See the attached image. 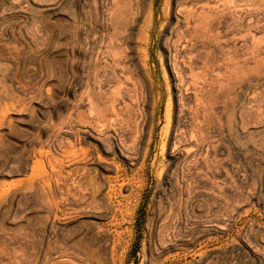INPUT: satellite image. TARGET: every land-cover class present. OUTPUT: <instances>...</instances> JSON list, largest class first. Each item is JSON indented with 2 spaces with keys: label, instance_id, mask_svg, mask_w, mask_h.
<instances>
[{
  "label": "rangeland",
  "instance_id": "374dc122",
  "mask_svg": "<svg viewBox=\"0 0 264 264\" xmlns=\"http://www.w3.org/2000/svg\"><path fill=\"white\" fill-rule=\"evenodd\" d=\"M95 1L0 0V264H264V0Z\"/></svg>",
  "mask_w": 264,
  "mask_h": 264
},
{
  "label": "bare ground",
  "instance_id": "6f19581e",
  "mask_svg": "<svg viewBox=\"0 0 264 264\" xmlns=\"http://www.w3.org/2000/svg\"><path fill=\"white\" fill-rule=\"evenodd\" d=\"M89 1H90V0H89ZM91 1H92V0H91ZM96 1H97V0H96ZM96 1H95V2H96ZM106 1H108V3L111 2V3L113 4V10L111 11L110 14H106L105 12H104V14H102L103 24H104L106 27L110 26V27H112L114 30H116V29H118V28L120 29V27H121L120 30H122V28H125V29H126L127 27H131V25H133L134 23H136V21H137V16L132 15V14H131L132 12H130V10H129V8H128V5H129L128 1H129V0H106ZM191 1H192V0H191ZM86 2H87V1H86ZM102 2H103V1H102ZM104 2H105V1H104ZM170 2H171V1H170ZM170 2H169V3H170ZM206 2H207V1H206ZM210 2H211V1H210ZM88 3H89V2H88ZM97 3H98V2H97ZM130 3H131V2H130ZM151 3H153V0H151ZM165 3H166V2H165ZM198 3H199V2H198ZM86 4H87V3H86ZM95 4H96V3H94V6L97 7ZM138 4H139V2L137 3V5H138ZM143 4H144V3H143ZM174 4H175V3H174ZM179 4H180V6H181L182 3L180 2ZM183 4H184V3H183ZM183 4H182V5H183ZM190 4H191V3H189L188 5H190ZM87 5H89V4H87ZM103 5H105V4H103ZM196 5H197V4H196ZM196 5H193V6H195V7H193V9H194V8L197 9V8H196ZM89 6H90V8H92V7H91V4H90ZM147 6H148V7L151 6V5H150V1H149V5L147 4ZM164 6H165V5H164ZM168 6L170 7L169 4H168ZM185 6H187V5H185ZM200 6H201V5H200ZM202 6H203V5H202ZM95 7H94V8H95ZM139 7H140V6H139ZM166 7H167V6H166ZM169 7H168V8H169ZM177 7H178V6H177ZM181 7H182V6H181ZM183 7H184V6H183ZM183 7H182V8H183ZM188 7H189V6H188ZM191 7H192V5H191ZM191 7H189V9H190ZM168 8H167V9H168ZM186 8H187V7H186ZM198 8H199V7H198ZM204 8H205V7H204ZM204 8H203V9H204ZM135 9H136V8H135ZM148 9H149V8H148ZM174 9H175V7H174ZM205 9H206V8H205ZM100 10H101V9H100ZM143 10H144V7H142L141 11L139 10V13H142ZM175 10H177V9H175ZM183 10H184V9H183ZM185 10H186V9H185ZM209 10H210V9H209ZM98 11H99V10H98ZM101 11H103V10H101ZM147 11H148V10H147ZM149 11H150V10H149ZM149 11H148V12H149ZM167 11L169 12V9H168ZM177 11H179V10H177ZM188 11H190V10H188ZM188 11H187V12H188ZM195 11H198V10H195ZM206 11H207V9H206ZM206 11H205V12H206ZM210 11H211V10H210ZM133 12H135V11H133ZM174 12H176V11H174ZM208 12H209V11H208ZM96 13H97V11H96ZM98 13H100V12H98ZM177 13H178V12H177ZM182 13H183V11H182ZM194 13H195V12H194ZM199 13H200V12H199ZM147 14H148V13H147ZM147 14L145 13L144 16L147 15ZM172 14H173V13H172ZM195 14H197V13H195ZM195 14H194V15H195ZM211 14H212V12H211ZM96 15H97V14H96ZM194 15H193V16H194ZM148 16H149V14H148ZM182 16H184V15H182ZM196 16H199V14H197ZM203 16H204V15H203ZM93 17H94V16H93ZM93 17H92V19H93ZM149 17H150V16H149ZM176 17H177V16H176ZM194 17H195V16H194ZM199 17H200V16H199ZM207 17H208V16H207ZM96 18H97V17H96ZM145 18H146V16H145ZM202 18H203V17H202ZM210 18H211V17H210ZM212 18H213V17H212ZM100 19H101V17H100ZM149 19H150V18H149ZM191 19L193 20V18H191ZM195 19H197V18H195ZM93 20H94V19H93ZM197 20H198V19H197ZM200 20H201V19H200ZM203 20H204V19H203ZM145 21H146V20H145ZM94 22H95V21H94ZM98 22H99V21H98ZM148 22H149V21H148ZM148 22H147V23H148ZM210 22H211V21H210ZM143 23H144V22H143ZM194 23H195V22H194ZM194 23H193V24H194ZM204 23H205V22H204ZM207 23H208V22H207ZM207 23H206V26H207V25L209 26V24H207ZM144 24H145V23H144ZM144 24H143V25H144ZM197 24H199V23H197ZM212 24H213V23H212ZM104 25H102V26H104ZM146 25H147V24H146ZM202 25H203V24H202ZM105 26H104V27H105ZM140 26H142V25H140ZM147 26H148V27H151V25H149V24H148ZM187 26H188V25H187ZM191 26H193V25H191ZM198 26H199V25H198ZM210 26H211V25H210ZM212 26H213V25H212ZM84 27H85V26H84ZM148 27H146V28H148ZM193 27H196V25L193 26ZM203 27H204V26H202V28H203ZM180 28H181V27H180ZM206 28H207V27H206ZM125 29H123V30L125 31ZM210 29H212V28H210ZM123 30H122V31H123ZM126 30H127V29H126ZM204 30H205V29H204ZM185 31H186V29H185ZM205 31H206V30H205ZM188 32H189V30H188ZM188 32H187V33H188ZM211 32H213V31H211ZM93 33H94V32H93ZM112 33L114 34V32H112ZM124 33H127V32H124ZM99 34H100V33H99ZM116 34L118 35V33H116ZM120 34H121V33H120ZM190 34H191V32H190ZM190 34H189V35H190ZM194 34H196V33H194ZM117 35H116V36H117ZM185 35H186V33H185ZM187 35H188V34H187ZM196 35H197V34H196ZM86 36H87V35H86ZM100 36H101V35H100ZM106 36H107V35H106ZM118 36H119V35H118ZM118 36H117V37H118ZM120 36H122V35H120ZM128 36H129V35H128ZM193 36H195V35H193ZM211 36H212V34H211ZM94 37H95V35H94ZM183 37H184V36H183ZM201 37H202V36H201ZM205 37H206V36H205ZM205 37H204V38H205ZM84 38H85V37H84ZM102 38H103V36H102ZM102 38H100V39H102ZM105 38H106V37H105ZM107 38H108V37H107ZM210 38H211V37H209V39H210ZM86 39H87V38H86ZM179 39H180V38H179ZM184 39H185V38H184ZM190 39H191V38H190ZM192 39H193V38H192ZM207 39H208V38H207ZM209 39H208V40H209ZM211 39H212V38H211ZM88 40H89V39H88ZM94 40H95V39H94ZM103 40H104V39H103ZM193 40H194V39H193ZM196 40H197V38H196ZM203 40H204V39H203ZM99 41H101V40H99ZM106 41H107V40H106ZM116 41H118V40H116ZM119 41H120V40H119ZM175 41H176V40H175ZM186 41H187V40H186ZM186 41L183 42V43L187 44ZM209 41H210V40H209ZM209 41H208V42H209ZM110 42H112V41H110ZM110 42H108V43H110ZM176 42H177V41H176ZM180 42H181V40H180ZM204 42H205V40H204ZM206 42H207V41H206ZM194 43H196V41H195ZM199 43H200V42H199ZM102 44H103V43H102ZM110 44H113V43H110ZM125 44H126V43H125ZM88 45H89V44H88ZM190 45H191V44L188 43V47H189V48H191ZM117 46H118V45H117ZM174 46H175V45H174ZM191 46H192V45H191ZM97 47H98V46H97ZM97 47H96V51H97ZM175 47H176V46H175ZM183 47H185V45H183ZM90 48H91V47H90ZM185 48H186V47H185ZM99 49H100V47H99ZM99 49H98V50H99ZM167 49H168V48H167ZM103 50H104V49H103ZM107 50H108V49H106V51H107ZM180 50H181V48H180ZM183 50H184V49H183ZM204 50H205V49H204ZM89 51H91V49H90ZM100 51H102V50H100ZM104 51H105V50H104ZM176 51H177V48H176ZM176 51H175V52H176ZM178 51H179V50H178ZM107 52H108V51H107ZM113 52H114V51H113ZM175 52H174V53H175ZM179 52H180V51H179ZM181 52H182V51H181ZM185 52H186V50H185ZM185 52H184L182 55H186ZM84 53H85V52H84ZM89 53H90V52H89ZM95 53H96V55L100 54V53H98V52H95ZM117 53H118V52H117ZM176 53H178V52H176ZM186 53H187V52H186ZM188 53H190V52H188ZM188 53H187V54H188ZM86 54H87V52H86ZM104 54H105V53H104ZM90 55H91V56H94V51H93L92 54L90 53ZM121 55H122V54H121ZM172 55H173V54H172ZM177 55H178V54H176L175 57H177ZM179 55H180V54H179ZM182 55H181V56H182ZM86 56H87V55H86ZM118 56H120V55H118ZM190 56H191V55H190ZM88 57H89V56H88ZM122 57H123V56H122ZM122 57H121V59H122ZM169 57H170V56H169ZM173 57H174V55H173ZM187 57H188V56H187ZM90 58H91V57H90ZM124 58H125V57H124ZM188 58H189V57H188ZM97 59H98V57H97ZM109 59H110V57H109ZM173 59H174V58H173ZM88 60H89V59H88ZM175 60H176V58H175ZM177 60H178V57H177ZM93 61H94V60H93ZM97 61H98V60H97ZM97 61H96V62H97ZM118 61H119V59H118ZM121 61H122V60H121ZM121 61H120V62H121ZM170 61H171V60H170ZM182 61H184V60H182ZM206 61H207V60H206ZM100 62H101V61H100ZM100 62H99V63H100ZM103 62H104V60H103ZM106 62H109V61L105 60V65H106ZM132 62H133V61H132ZM173 62H174V61H173ZM173 62H172V63H173ZM109 63H111V62H109ZM114 63H115V62H114ZM118 63H119V62H118ZM124 63H125V62L122 63V66H121V67L124 66V65H123ZM170 63H171V62H170ZM172 63H171V64H172ZM175 63H176V62H175ZM96 64H97V63H96ZM176 64L178 65V62H177ZM127 65H128V64L126 63V66H127ZM132 65H133V64H132ZM177 65H175V66H177ZM107 66H108V65H107ZM110 66H111V65H110ZM119 66H120V65H119ZM126 66H125V67H126ZM179 66H181V65H180V62H179ZM104 67H105V66H104ZM112 67H113V66H112ZM116 67H117V66H116ZM121 67H120V68H121ZM127 67H129V65H128ZM127 67L124 68L125 71H126ZM136 67H137V66H136ZM169 67H171V66H169ZM183 67H184V66H183ZM90 68H91V70L93 69V71H94V69H95L94 67H93V68L90 67ZM105 68H106V70H108V72L111 70V69L109 70V66H108V69H107V67H105ZM110 68H111V67H110ZM129 68H131V67H129ZM129 68H128V69H129ZM179 68H180V67H179ZM132 69H133V68H132ZM176 69H177V67H176ZM182 69H183V68H182V66H181V70H182ZM97 70H98V69H97ZM102 70H103V69H101V71H102ZM112 70H113V69H112ZM114 70H115V69H114ZM136 70L138 71L137 68H136ZM171 70H172V69H171ZM173 70H174V69H173ZM173 70H172V72H173ZM101 71H100V72H101ZM103 71H104V70H103ZM117 71H118V70H117ZM131 71H132V70H131ZM131 71H130V72H131ZM106 72H107V71H106ZM108 72H107V74H108ZM113 72H114V71H113ZM113 72H112V73H113ZM130 72H129V73H130ZM178 72H179V71H178ZM181 72H183V71H181ZM194 72H195V71H194ZM92 73H93V72H92ZM101 73H102V72H101ZM101 73H99V74H100L99 76H101ZM127 73H128V72H127ZM95 74H96V73H95ZM107 74H106V75H107ZM110 74H111V73H110ZM110 74H109V75H110ZM116 74H117V73H116ZM116 74H114V75H116ZM123 74L126 75V73H124V72H123ZM173 74H174V73H173ZM180 74H181V73H180ZM97 75H98V74H97ZM112 75H113V74H112ZM128 75H129V74H128ZM130 75H131V74H130ZM176 75H178V74L176 73ZM240 75H241V74H240ZM107 76H108V75H107ZM121 76H122V75H121ZM178 76H179V75H178ZM178 76H177V77H178ZM89 77L91 78V76H89ZM108 77H109V76H108ZM108 77H106V78L108 79ZM115 77H116V76H115ZM119 77H120V75H119ZM174 77H175V76H174ZM95 78H96V77H95ZM97 78H100V77H97ZM97 78H96V80H97ZM110 78H111V77H110ZM113 78H114V77H113ZM120 78H121V77H120ZM120 78H119V81H121ZM125 78H126V77H125ZM132 78H133V77H131V79H132ZM182 78H183V77H182ZM107 79H105V80H107ZM121 79H122V78H121ZM131 79H129V80L131 81ZM179 79H180V78H179ZM109 80H112V79H109ZM109 80H108V81H109ZM115 80H116V78H115ZM125 80H126V79H125ZM136 80H137V79H136ZM183 80H184V79H183ZM185 80H186V79H185ZM87 81H88V80H87ZM87 81H86V82H87ZM100 81H103L102 78H101ZM130 81H129V82H130ZM134 81H135V80H133V82H134ZM181 81H182V79H181ZM187 81H189V80H187ZM105 82H107V81H104V83H105ZM121 82H122V81H121ZM121 82H119V83H121ZM133 82H132V83H133ZM96 83H97V82H96ZM99 83H100V82H99ZM104 83H103V85H104ZM107 83H108V82H107ZM111 83H113V81H112ZM123 83H124V82H123ZM123 83H122V84H123ZM137 83H138V82H136V84H135L134 86H137ZM180 83H181V82H180ZM182 83H183V81H182ZM126 84H127V83H125V86L129 87L128 85H129L130 83H129L128 85H126ZM183 84H184V83H183ZM195 84H196V83H195ZM96 85H98V83H97ZM100 85H102V84L100 83ZM100 85H98V88H99ZM103 85H102V86H103ZM107 85H109V84H107ZM118 85H119V84H117V86H118ZM199 85H200V84H199ZM102 86H101V87H102ZM109 86H110V85H109ZM109 86H108V87H109ZM111 86H112V85H111ZM117 86H116V87H117ZM122 86H123V85H122ZM125 86H124V87H125ZM130 86H132V84H130ZM181 86H182V85H181ZM202 86H203V85H202ZM93 87H94V86H93ZM189 87H191V86H189ZM193 87H194V86H193ZM88 88H89V86H88ZM104 88H105V87H104ZM119 88H120V87H119ZM132 88H133V87H132ZM137 88H138V87H137ZM186 88H187V87H186ZM100 89H101V88H100ZM102 89H103V88H102ZM102 89H101V90H102ZM111 89H112V88H111ZM113 89H114V88H113ZM120 89H122V88H120ZM120 89H118V90H120ZM127 89H128V88H127ZM129 89H130V87H129ZM88 90H89V89H88ZM101 90H99V91H101ZM107 90H108V89H107ZM124 90H126V88H125ZM130 90H131V89H130ZM95 91H96V89H95ZM104 91H106V89H103V92H104ZM122 91H123V89H122ZM133 91H134V90H133ZM88 92H89V91H88ZM90 92H91V94H93L94 97H93V96H92L93 98L91 97L92 99H91V104H90L89 107H90V109L92 110V112H93V111L96 112V116H97V118H98L99 120L105 122V120H107L106 115H107L108 113H112V114H113V113L117 110V109H116V101L118 102L119 99L117 100L116 95H114V96H113V100H112V102H111L110 104H105V103H101L100 101H97V100H96L97 95L92 91L91 88H90ZM92 92H93V93H92ZM97 92H98V89H97ZM101 92H102V91H101ZM101 92H100V94L103 93V92H102V93H101ZM118 92L120 93V91H118ZM181 92H182V91H181ZM104 93H105V92H104ZM122 93H123V92H122ZM127 93H128V92H127ZM130 93H132V92L130 91ZM133 93H134V94L138 93V89H137L136 92L134 91ZM109 94H111V93H109ZM123 94H124V93H123ZM118 95H121V94H118ZM127 95H128V94H127ZM127 95H126V96H127ZM130 95H132V94H130ZM130 95H129V96H130ZM87 96H88V95H87ZM87 96H86V97H87ZM121 96H122V95H121ZM121 96H118V98L121 97ZM129 96H128V97H129ZM133 96H134V95H133ZM136 96H137V95H136ZM107 97H109V96H107ZM130 97H131V96H130ZM89 98H90V97H89ZM97 98L100 99L99 97H97ZM122 98H124V97H122ZM107 99H108V98H107ZM88 100H89V99H88ZM123 100H124V99H123ZM133 100H134V99H133ZM86 101H87V100H86ZM121 101H122V100H121ZM124 101H126V100H124ZM127 101H128V100H127ZM127 101H126V102H127ZM126 102H125V103H126ZM128 102H129V101H128ZM133 103H134V102H133ZM117 104H118V103H117ZM122 104L124 105V102H122ZM122 104H120V105H122ZM86 105H87V104H86ZM123 105H122L123 109H124V107L128 109V107L123 106ZM127 105H128V104H127ZM129 105L131 106L130 102H129ZM129 105H128V106H129ZM87 106H88V105H87ZM122 107H121V109H122ZM134 107H135V106H134ZM119 108H120V106H119ZM129 108H132V107H129ZM132 109H133V108H132ZM119 110H120V109H119ZM195 110H196V109H195ZM120 111H121V110H120ZM120 111H119V112H120ZM123 111H124V110H123ZM131 111H132V110H131ZM199 111H200V110H199ZM92 112H91V113H92ZM95 112H93L92 115H94ZM125 112H128V111L126 110ZM125 112H124V113H125ZM115 114H116V113H114V115H115ZM92 115H91V116H92ZM125 115H126V114H125ZM128 115H129V114H128ZM197 115H198V114H197ZM85 116H87V115L85 114ZM119 116H120V114H119ZM121 116H122V115H121ZM117 117H118V116H116L115 118L118 119ZM86 118H87V117H86ZM86 118H85V119H86ZM97 118H95V119H97ZM125 118H126V117H125ZM127 118H128V117H127ZM127 118H126V119H127ZM93 119H94V118H93ZM116 119H115V120H116ZM122 119H123V118H122ZM122 119H119V122H121ZM128 119H129V118H128ZM200 119H201V118H200ZM202 119H203V118H202ZM115 120H113V121H115ZM123 120H124V119H123ZM129 120H130V119H129ZM83 121H84V120H83ZM110 121H111V120H110ZM125 121H126V120H125ZM89 122H91V121L89 120ZM89 122H88V123H89ZM111 122H112V121H111ZM96 123H99V121L96 122ZM96 123H95V124H96ZM101 123H102V122H101ZM123 123H124V122H123ZM123 123H122V124H123ZM197 123H198V122H197ZM201 123H202V122H201ZM83 124H84V123H83ZM103 124L106 125L105 123H103ZM116 124H117V123H116ZM118 124H119V123H118ZM126 124H127V123L125 122L124 125L126 126ZM85 125H87V123H86ZM99 125H100V123H99L97 126L99 127ZM104 125H103V127H107V126H104ZM114 125H115V124H114ZM95 126H96V125H95ZM101 126H102V124H101ZM115 126H116V125H115ZM115 126H114V127H115ZM190 126H191V125H190ZM199 126H200V125H199ZM201 126H202V124H201ZM92 127H93V125H92ZM98 127H96V128H98ZM103 127H102V128H103ZM114 127H112V128H114ZM120 127H122V126L120 125ZM128 127H129V126H128ZM128 127H127V128H128ZM191 127H192V126H191ZM117 128H118V126H117ZM127 128H126V129H127ZM200 128H201V127H200ZM86 129H87V128H86ZM103 129H104V128H103ZM119 129H120V128H119ZM97 130H99V129H97ZM97 130H96V129H95V130H94V129H93V130H88V133H89V135H90L93 139L97 140V142H98V141H100L103 137H101L102 134L100 135V133H99L100 131L98 132ZM104 130H105V129H104ZM109 130H110V129H109ZM122 130H124V128H123ZM196 130H197V129H196ZM196 130H195V131H196ZM192 131H193V128H192ZM195 131H194V135H195ZM86 132H87V131H86ZM108 132H110V131H108ZM124 132H125V130H124ZM124 132H123V133H124ZM112 133H113V132H112ZM121 133H122V132H120V134H121ZM198 133H199V132H198ZM86 134H87V133H86ZM110 134H111V133H110ZM116 134H118V133H116ZM116 134H115V135H116ZM189 134H190V132H189ZM191 134H192V133H191ZM106 135H107V134H106ZM118 135H119V134H118ZM126 135H127V134H125V136H126ZM90 136H89V137H90ZM120 136H122V134H121ZM125 136H123V137H125ZM192 136H193V135H192ZM106 137H107V136H106ZM115 137H116V136H115ZM123 137H122V138H123ZM195 137H197V136H195ZM87 138H88V137H87ZM108 138H109V137H107V139H108ZM116 138H117V137H116ZM116 138H115V139H116ZM107 139H106V140H107ZM110 139H111V138H110ZM119 139H120V138H119ZM123 139H124V138H123ZM181 139H183V138H181ZM190 139H191V137H190ZM192 139H193V138H192ZM197 139H198V137H197ZM91 140H92V139H91ZM187 140H188V139H187ZM124 141H125V140H124ZM124 141L122 140V142H124ZM128 141H130V140H128ZM128 141H127V142H128ZM182 141H183V140H182ZM94 142H95V141H94ZM103 142H105V140H103ZM106 142H108V141H106ZM116 142H118V141H116ZM120 142H121V141H120ZM122 142H121V143L118 142V143H119V144H118V147H119V149H120V152H121L122 155H124L125 157L129 158L131 154H129L128 151L131 150V149H129V148H126V149L122 148V147H121V146H122ZM99 143H100V142H99ZM129 144H131V143H129ZM98 145H99V144H98ZM101 145H102V144H101ZM105 145H106V144H105ZM125 145H126V144H125ZM127 145H128V144H127ZM127 145H126V146H127ZM132 145H134V144L132 143ZM132 145H131V146H132ZM123 146H124V145H123ZM129 146H130V145H129ZM131 146H130V147H131ZM127 147H128V146H127ZM106 148H108V146H107ZM131 148H132V147H131ZM133 148H134V147H133ZM127 149H129V150L127 151ZM85 152H86V151H85ZM92 152H93V151H92ZM131 153H132V152H131ZM131 156H132V155H131ZM135 157H136V156H135ZM135 160H136V159H135ZM104 161H105V160H104ZM114 161H115V160H114ZM115 162H116V161H115ZM96 163H98V162H96ZM116 163H117V162H116ZM101 164H102V165H101V166H102V170H105V171H107V172L112 171V170L114 169V167L116 168V165H114L115 163H114V164H113V163H107V164H103V163H101ZM117 164H118V163H117ZM131 164H133V163H131ZM120 167H121V165H120ZM118 168H119V166H118ZM94 169H96V168H94ZM86 170H87V169H86ZM96 170H97V169H96ZM117 170H118V169H117ZM119 170H121V168H119ZM85 172H86V171H85ZM118 172H119V171H118ZM79 182H80V181H79ZM84 185H85V184H84ZM86 187H87V186H86ZM81 189H82V188H81ZM85 190H86V189H85ZM87 190H88V189H87ZM75 244H76V243H75ZM72 251H73V250H72ZM80 252H81V251H80ZM73 253H75V250H74ZM76 253H77V252H76ZM77 254L79 255V253H77ZM77 254H76V255H77ZM70 255H71V253H70ZM82 255H83V254H82ZM82 255H80V257H82ZM84 255H85V254H84ZM84 255H83V256H84ZM72 256H73V254H72ZM72 256H71V257L69 256L70 258H69L68 262H66V263H69V261L72 260L71 258L75 257V256H73V257H72ZM86 256H87V254H86ZM77 257H78V256H77ZM80 257H79V258H80ZM84 257H85V256H84ZM79 258H78V259H79ZM88 258H89V257H88ZM74 259H75V258H73V260H74ZM76 259H77V258H76ZM73 260H72V261H73ZM84 260H86V263H85V264H88V263H87V262H88L87 259H84V258L81 259V258H80V261H81V262H85ZM66 261H67V260H66ZM100 261H101V260H100ZM78 262H79V261H78ZM78 262H77V264H78ZM75 263H76V261L73 262V264H75ZM104 263H105V262H104ZM106 263L109 264L110 262H109V261H106ZM69 264H70V263H69ZM80 264H81V263H80Z\"/></svg>",
  "mask_w": 264,
  "mask_h": 264
}]
</instances>
